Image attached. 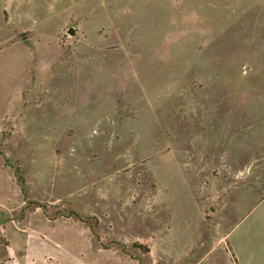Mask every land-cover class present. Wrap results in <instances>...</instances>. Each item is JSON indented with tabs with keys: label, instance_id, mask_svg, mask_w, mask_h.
<instances>
[{
	"label": "rangeland",
	"instance_id": "obj_1",
	"mask_svg": "<svg viewBox=\"0 0 264 264\" xmlns=\"http://www.w3.org/2000/svg\"><path fill=\"white\" fill-rule=\"evenodd\" d=\"M263 198L264 0H0V264H229Z\"/></svg>",
	"mask_w": 264,
	"mask_h": 264
},
{
	"label": "crops",
	"instance_id": "obj_2",
	"mask_svg": "<svg viewBox=\"0 0 264 264\" xmlns=\"http://www.w3.org/2000/svg\"><path fill=\"white\" fill-rule=\"evenodd\" d=\"M226 239L228 252L225 248L222 251L229 264H264V198L259 205L245 211L234 221L226 233ZM44 261L41 259L37 264H44ZM68 264H72L70 259Z\"/></svg>",
	"mask_w": 264,
	"mask_h": 264
},
{
	"label": "water",
	"instance_id": "obj_3",
	"mask_svg": "<svg viewBox=\"0 0 264 264\" xmlns=\"http://www.w3.org/2000/svg\"><path fill=\"white\" fill-rule=\"evenodd\" d=\"M69 34H72V30H69Z\"/></svg>",
	"mask_w": 264,
	"mask_h": 264
},
{
	"label": "built area",
	"instance_id": "obj_4",
	"mask_svg": "<svg viewBox=\"0 0 264 264\" xmlns=\"http://www.w3.org/2000/svg\"><path fill=\"white\" fill-rule=\"evenodd\" d=\"M3 264H8L7 262L3 263Z\"/></svg>",
	"mask_w": 264,
	"mask_h": 264
}]
</instances>
